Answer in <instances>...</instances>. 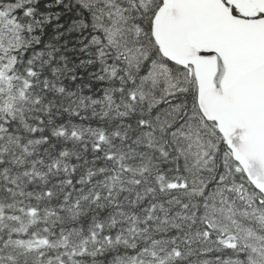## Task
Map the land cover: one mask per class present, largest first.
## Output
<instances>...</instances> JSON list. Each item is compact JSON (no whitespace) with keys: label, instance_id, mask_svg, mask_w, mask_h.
Instances as JSON below:
<instances>
[{"label":"snow or ice","instance_id":"obj_1","mask_svg":"<svg viewBox=\"0 0 264 264\" xmlns=\"http://www.w3.org/2000/svg\"><path fill=\"white\" fill-rule=\"evenodd\" d=\"M0 264H264V0H0Z\"/></svg>","mask_w":264,"mask_h":264}]
</instances>
